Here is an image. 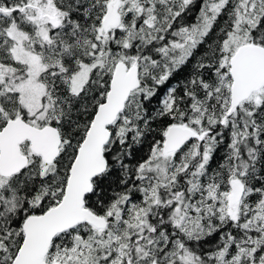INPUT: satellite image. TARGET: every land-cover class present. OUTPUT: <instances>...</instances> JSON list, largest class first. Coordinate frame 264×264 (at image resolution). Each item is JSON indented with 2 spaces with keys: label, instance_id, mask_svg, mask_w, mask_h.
Here are the masks:
<instances>
[{
  "label": "snow or ice",
  "instance_id": "snow-or-ice-1",
  "mask_svg": "<svg viewBox=\"0 0 264 264\" xmlns=\"http://www.w3.org/2000/svg\"><path fill=\"white\" fill-rule=\"evenodd\" d=\"M0 264H264V0H0Z\"/></svg>",
  "mask_w": 264,
  "mask_h": 264
}]
</instances>
